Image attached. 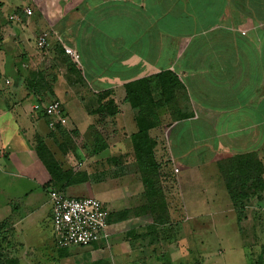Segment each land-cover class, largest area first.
Listing matches in <instances>:
<instances>
[{
    "label": "crops",
    "instance_id": "obj_1",
    "mask_svg": "<svg viewBox=\"0 0 264 264\" xmlns=\"http://www.w3.org/2000/svg\"><path fill=\"white\" fill-rule=\"evenodd\" d=\"M42 34L47 45L39 50ZM62 45L78 53L79 65ZM144 86L150 101L142 117L137 96ZM128 88H134V106ZM99 98L112 101L111 113L95 110ZM56 100L59 111L48 116L46 106ZM93 113L103 114L108 135L100 144L89 139L86 160L107 162L101 171L117 178L89 185L87 173L80 184L86 190L76 184L59 193L103 203L111 219L108 245L55 249L53 264H205L212 252L228 249L253 264L241 235L225 226L235 213L224 179L228 163L239 157L264 160V0H0L4 236L12 227L24 235L45 218L51 224L47 165L53 161L66 180H75L49 140L61 144L57 128L81 136ZM139 127L148 128L154 160L176 162L171 170L155 161L166 185L160 202L149 187L145 193L138 171L118 168ZM250 203L264 210V201ZM207 224L218 228L207 233Z\"/></svg>",
    "mask_w": 264,
    "mask_h": 264
},
{
    "label": "rangeland",
    "instance_id": "obj_2",
    "mask_svg": "<svg viewBox=\"0 0 264 264\" xmlns=\"http://www.w3.org/2000/svg\"><path fill=\"white\" fill-rule=\"evenodd\" d=\"M47 85L43 84V86L40 89H44L46 88ZM141 90H147V88L142 87ZM149 97V101H150V96ZM104 103H101L102 100L99 98L98 100V105L96 106L97 108L95 109L96 111H105L106 112H110L113 109V105H112V101L111 100H106L103 99ZM149 102L146 104H144L145 106H148ZM111 113V112H110ZM94 115H97L96 117L93 118V121L88 125V127L86 128V130L81 134V136L75 135V134H71L69 131L66 130H60L58 129V139L61 141V144H59L58 146L63 147V149L66 150V152H69L68 156L65 157L66 162L64 161V158L62 157L63 155L61 154L60 149L58 146L56 147V145L49 140V147H51L52 152L59 157L60 162L62 161V163L64 162V167H69V171L71 172V174L73 175V180H75L74 182V187L76 184L78 188L80 189H84L86 190V186H82L80 185L81 183H86L88 181V177L86 176V174H90L89 175V182L88 184L90 185L91 183H101L103 180H107L110 179L112 180L117 178V175H115V177H112V175H108L105 176L104 173L101 170L106 169L109 165L107 162H104L102 160H95V161H89L86 160V147L87 148H91L88 144V142H90L89 139H94L97 144H100L98 142L101 141V138H104V136L107 137L108 133L107 130L102 129V122H103V114H97V113H93ZM111 115V114H110ZM109 114L108 116L111 117ZM145 116V115H144ZM146 116H148V114H146ZM142 120L144 121L145 118H142ZM114 124H116V122H114ZM62 128V127H60ZM111 133H114V136L118 135V131H112ZM104 135V136H103ZM120 136V135H119ZM118 136V137H119ZM112 138V137H111ZM149 138V137H148ZM103 140V139H102ZM150 140V144L153 142L152 139ZM153 144V143H152ZM148 148L151 147L149 145H147ZM74 147H77L78 150H81V155L80 157H77L76 155V151L74 150ZM154 146H152L153 149ZM58 148V149H57ZM124 148V146H123ZM73 150V152L71 153V151ZM152 151V150H151ZM153 153V151H152ZM153 155V154H152ZM154 159V157H153ZM121 161V162H120ZM157 163L160 164L161 168H162V163H166V167L170 168L171 170L173 168H175L176 166L174 162L171 161H163L162 158L158 157L157 155H155V160ZM262 161V162H261ZM261 161H253L254 162V166L256 167V163L260 164L261 167H259L257 170H252V169H248V163L246 165H240L238 167H235V172L233 174H231V176L229 178L232 179V181L235 182L236 185H239V180L243 179L245 180V178H248L249 181L248 183H246V185L244 186L245 189L249 188V182H253V187L255 185H262V189L264 188V160ZM82 162V163H80ZM162 162V163H161ZM116 163V162H115ZM113 164V168H117L116 164ZM121 168V171L123 170V168H125L126 173L127 174H132L133 172H137L140 174V177L142 181H144V191L145 193H147V189L148 187H150V191L152 190L153 192H156V195H158L156 198L154 196V198L156 199L155 201L160 202L159 200L163 199L162 196V192L164 193V188L166 185H163L161 183V172H157V174L154 176V174L151 172L149 174L151 180L146 181L145 178L147 172L143 171L139 165L137 164V160L135 158V154L134 151H131L129 153L124 154L123 156L120 157L119 162H118V168ZM160 168V167H159ZM160 168V170H161ZM240 168V169H238ZM254 168V167H253ZM140 169V170H139ZM177 169V168H176ZM241 169H243V171H241ZM158 170V169H157ZM155 170V171H157ZM178 170V169H177ZM68 171V172H69ZM67 172V173H68ZM63 175V173H62ZM65 177V176H64ZM78 178H83L82 180H84V182H80L78 180ZM65 181L63 179H61V181L59 182V186L60 184L62 185V183ZM100 186V185H99ZM69 187V186H67ZM243 188V187H241ZM48 190L47 192H50L52 190H55L57 192H59L58 189V185L57 184H52L48 186ZM254 190V191H252ZM64 191V189L62 190ZM171 191V189H170ZM247 191L249 192H253L255 194H259V190L257 188H249ZM258 191V193L256 192ZM61 192V190H60ZM175 192V191H174ZM167 193V191H166ZM48 194V193H47ZM71 196H78V197H74V198H82V197H89L87 194L80 196L81 194L79 193H70ZM263 194V193H262ZM263 199H255L256 201L263 202L264 201V194L262 195ZM98 199V198H97ZM162 203H160L161 205ZM251 208H247L244 209V211H241L242 213H238L235 209H234V213L235 216H233V214L231 213V224L228 223L226 226V228L230 229L231 231L234 232H238L241 235V240H242V247L244 248L245 252H248L249 256H253V261L256 260V257L259 255V257H257L258 259H261L262 261H264V210H258L255 209V207L257 205H254L252 203H250ZM157 211H160L162 208H154ZM181 210H173L174 213V217L173 218H177L179 213ZM211 211V210H208ZM213 211V210H212ZM232 212V211H231ZM116 214V213H115ZM230 215L229 213L227 214V216L230 219ZM107 222L108 224H111V219H110V215L108 213V217H107ZM26 222L23 224V227L28 228L30 227V225H25ZM211 225L207 224L206 225V232L210 233L212 230H215L213 228L210 227ZM18 230H21L20 227L21 226H17ZM9 228V227H8ZM2 229L0 227V253L2 254V256L0 257V261L1 263H3L5 260L9 261V259H16L17 261H20L21 264H53V259H52V253L55 252L56 250H60L55 246V241H54V236H53V232H52V228H51V224L48 220V218H45L43 220V223H39L38 225L35 226H31L29 228V230L24 233L17 231L16 229L9 228L7 230V235L4 236ZM12 229V230H11ZM227 229V230H228ZM132 233V232H129ZM132 236V235H131ZM130 236V237H131ZM132 238V237H131ZM25 239H27V243L29 245L32 246V248L29 247H25L22 242L25 241ZM131 243L134 245L135 244V240H133ZM229 243L232 245V247L234 246L235 243L232 240H229ZM95 246H98L100 248L105 249L108 244H107V240L106 241H99L96 244H94ZM44 246H53L51 249L50 248H46L45 250H42L41 247ZM105 247V248H104ZM48 249V250H47ZM33 250V252H31ZM42 251V252H41ZM31 252V253H30ZM214 253H219L221 255L219 262H214L212 259V256ZM0 254V255H1ZM38 255L40 257H38ZM42 255V257H41ZM205 264H247L246 263V259L244 258L242 252L240 250H232V249H228L226 252H212L210 254V258L206 261Z\"/></svg>",
    "mask_w": 264,
    "mask_h": 264
},
{
    "label": "built area",
    "instance_id": "obj_3",
    "mask_svg": "<svg viewBox=\"0 0 264 264\" xmlns=\"http://www.w3.org/2000/svg\"><path fill=\"white\" fill-rule=\"evenodd\" d=\"M30 13L29 10L26 11V14ZM36 44L39 50L45 49L47 35L39 36ZM62 49L74 64L79 65V55L74 49L64 45ZM59 108L60 103L57 100L53 101L46 106L45 113L52 116ZM48 197L51 205L52 232L57 248L86 247L107 240L108 212L97 198L68 197L54 190L48 193Z\"/></svg>",
    "mask_w": 264,
    "mask_h": 264
},
{
    "label": "trees",
    "instance_id": "obj_4",
    "mask_svg": "<svg viewBox=\"0 0 264 264\" xmlns=\"http://www.w3.org/2000/svg\"><path fill=\"white\" fill-rule=\"evenodd\" d=\"M26 12V11H25ZM129 90L127 91V100L128 102L134 106L135 104V97H134V93L131 90H134V88H128ZM143 94L142 97L137 96V101L139 102V105L141 104V109L142 112L140 114V116H144L147 113V111H144V104H146L149 102V91L146 92V95L144 94L145 90H142ZM132 142H133V151L135 154V158L137 160V164L139 165V167L143 170L146 171V181L151 180L150 172H153L154 176H155V170L158 169V165L155 163L154 159H153V155H152V146L153 144H150V140L148 138V128L146 127H139L137 133H135L134 135H132ZM151 146L148 148V146ZM41 148V147H40ZM242 158V159H241ZM245 158V159H243ZM249 157H239L236 160H234L233 162L228 163V171L225 174V179H224V184L226 186V189L228 190V193L230 195L231 201L233 203L234 209L238 212V213H242L241 211H244V209H247V207L249 206L250 202L252 200L255 199H263L262 195L264 188L262 189V185H255L253 187V182H249V188H257L259 190V194H255L253 192H249L247 191L249 188L245 189L244 186L246 185V183H248L249 179L245 178V180L240 179L239 180V185H236L234 181H232L231 178H229L231 176V174H233L235 172V167H238L240 165H246L248 163V169H252V170H257L259 167H261L260 164L256 163V167L254 166V162L248 159ZM241 159V160H240ZM52 161V160H51ZM254 167V168H253ZM49 175H50V180H49V184H57L58 185V189L59 192L60 190L65 189L67 186L69 185H73L72 181H68L65 179V177L62 175L61 170L58 168V166H56V164L52 161L50 162L47 167H46ZM240 169V168H238ZM140 170V169H139ZM241 171H243V169H241ZM236 173V172H235ZM61 179H63L65 181L62 183V185L60 184L59 186V182L61 181ZM243 187V188H241ZM149 189H151L149 187ZM254 191V190H252ZM258 193V191H256ZM263 193V194H262ZM67 249V248H65ZM60 250H64V249H60ZM1 254V253H0ZM2 256V254L0 255V257ZM259 257V256H258ZM264 257V256H263ZM0 264H18V261L16 259H9V261H4L3 263ZM253 264H264V261H262L261 259H256L255 261H253Z\"/></svg>",
    "mask_w": 264,
    "mask_h": 264
}]
</instances>
